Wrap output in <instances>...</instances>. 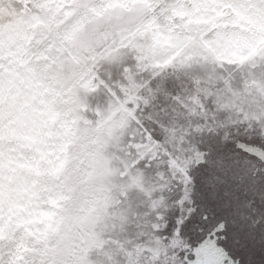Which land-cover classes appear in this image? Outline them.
Returning a JSON list of instances; mask_svg holds the SVG:
<instances>
[{
    "label": "snow or ice",
    "instance_id": "obj_1",
    "mask_svg": "<svg viewBox=\"0 0 264 264\" xmlns=\"http://www.w3.org/2000/svg\"><path fill=\"white\" fill-rule=\"evenodd\" d=\"M0 264H264V0H0Z\"/></svg>",
    "mask_w": 264,
    "mask_h": 264
}]
</instances>
